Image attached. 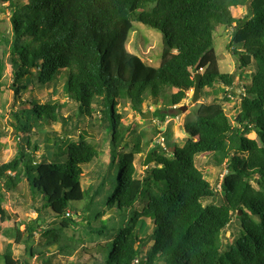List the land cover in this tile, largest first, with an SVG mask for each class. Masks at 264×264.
I'll return each mask as SVG.
<instances>
[{
    "label": "trees",
    "instance_id": "1",
    "mask_svg": "<svg viewBox=\"0 0 264 264\" xmlns=\"http://www.w3.org/2000/svg\"><path fill=\"white\" fill-rule=\"evenodd\" d=\"M2 4H7L12 30L10 38L0 35V92L5 70L19 100L24 90L35 86L55 91L64 75L66 101L76 106L79 116L97 113L93 127L110 142L107 168L96 173L98 183L88 186L83 195L80 167L98 157L97 145L80 134L77 142L57 141L60 145L52 158L60 154L64 160L66 148L63 162L49 161L45 153L33 154L30 151L38 149L34 133L59 122L65 131L66 118L59 103L37 105L29 98L15 107L8 126L15 154L0 163V205L7 206L9 195L24 180L40 209L35 211L36 219L17 221L15 232L6 230L9 245H23L42 234L57 252L70 257L74 243L83 245V241L73 242L64 230L83 226L88 207L97 198V205L105 201L102 209L115 213L145 203L141 213L124 219L128 226L122 225L112 239L92 245L90 254L101 264H264V0H0ZM233 8H244L245 17L235 19ZM133 23L161 33L163 56L174 52L158 68L127 52ZM216 25L231 29L229 49L242 45V51L232 52L240 57L238 70L252 67L250 82L243 84L238 73L202 75L200 92L212 88L217 95L221 83L228 88L222 90L223 103L199 104L195 119L182 125L189 134L183 146L168 145L164 137L162 144L171 148L170 153L153 146V167L138 178L127 154L120 158L117 151L127 147L120 146L126 129L119 125L118 107L143 116V103L150 97L179 106L193 88L192 75L213 46ZM238 107L231 123L229 113ZM170 111L158 109L152 118L163 123L173 118ZM247 132H253L258 141L241 137ZM7 135L0 128V139ZM152 135L146 144L153 143ZM135 151L132 147L128 154ZM209 153V165L220 167L226 162L220 206L213 203L217 192L196 165L200 155ZM116 165L113 184L111 172ZM204 200L208 201L202 205ZM82 201L87 202L82 212L72 208V203ZM12 206L21 211L20 203ZM78 214L82 221L77 223ZM233 217L240 228L224 245ZM141 218L152 224L144 237L136 229ZM43 219L52 224L43 229L46 223H39ZM83 232L91 233L84 228ZM42 254L31 252L30 257Z\"/></svg>",
    "mask_w": 264,
    "mask_h": 264
},
{
    "label": "rangeland",
    "instance_id": "2",
    "mask_svg": "<svg viewBox=\"0 0 264 264\" xmlns=\"http://www.w3.org/2000/svg\"><path fill=\"white\" fill-rule=\"evenodd\" d=\"M232 15L235 19L243 18L246 15L245 9L233 8ZM9 18L10 14L7 4L0 5V35L6 38L11 37L12 29ZM230 34V28L219 25L215 26L213 32V46L200 61V69L196 71L195 74L198 73L202 76L205 75V73H238L243 79V84H248L250 82L249 75L251 74L252 67L242 71L238 70V60L240 57L236 54H233L232 50L235 49L237 52H240L242 51V45H233L232 48L229 49L228 45L230 42ZM126 50L130 54L139 57L146 65L154 68H158L163 63L165 60L164 57L174 53L169 52V54L163 56L164 47L161 33L139 23H133L132 30L126 42ZM2 51L6 52L7 48H2ZM194 75H192V78ZM59 80L61 81V85L55 91L51 92V90H40L35 86L31 91L24 90L21 95V99L19 100V95H14V90L10 89L12 77L10 76L9 72L5 70L3 78L5 86L0 92V128L1 131L7 132L8 135L6 137H1L0 139V163L7 162L15 154V143L12 135L10 134V128H8L9 120L11 118L10 114L11 112L13 113L15 111V107L18 104L20 105V103L24 104V101L29 98L33 99L37 105L59 103L60 109L62 111L61 115L66 118L64 121L66 127L65 131L62 129L61 122H59L57 125H49L48 127L47 125H44L43 128L39 130V132L36 131L33 136V142L38 145V149H33L30 152H33V154L38 156L45 153V156L49 159V161L60 163L66 159V148L63 149L64 160L63 155L60 156V154L58 157H52L58 151V147L60 145L58 142H61V138H64L67 141L77 142L78 135L81 134L86 137L90 143L96 144L98 149V157L91 164L80 167V177L82 184L85 186L83 187V195H85L87 194L88 186H93L96 184V182L98 183L99 178L97 177L96 173L101 172V169L107 168V164L110 161L109 137L107 138L103 132L97 133V130L93 127V125L97 123L99 119L97 113L93 114L91 111L92 117H89L86 114H82V116L78 115L76 106H71V104L66 101V97L64 96L66 86V83L64 84L63 82L64 75L60 76ZM217 87L219 89L217 95H214V90L212 88H205L202 90L200 92V98L198 102L193 105H190L192 90L187 93L185 100H183L177 107L172 106L169 103H165L162 99L150 97L143 103V116H140L122 106L118 107V112L121 117L119 125L123 129H126L124 134L125 137H123L120 146L121 148L124 146L127 147L126 149H118L117 151H119L118 154L120 155V158L127 154L125 156L126 160L132 163L138 178L142 177L146 168L153 167L154 163L152 158H150L147 167H144V162L147 158V155L151 154L150 151L153 146H161L166 149V151H168L167 153H170L168 149L171 148L167 147L165 144H162L164 137L168 138L169 142L171 141L174 145L182 147L189 137V134L183 130L182 125L195 119V108L199 104L213 102L216 104L223 103L222 90L227 92L228 88L222 85V83ZM234 102L236 105L239 104L238 99H234ZM181 106H185L186 111L181 113L178 119L171 117L165 120V122L160 123L159 120L152 118V113L158 109L168 108L173 110ZM229 106L230 104H227L224 108L227 110L229 109ZM238 112L239 107L229 113V120L231 123H233ZM149 113L151 114V117H148ZM154 129L157 131L153 132ZM151 134H153V143L146 144V140ZM241 135V137H247L248 139H254L258 141L253 132H247L246 134ZM258 144L260 145L259 142ZM132 147H135V150L138 151H135L133 154H128ZM211 155L212 154L210 153L200 155L196 160V165L203 174L204 179L217 192L215 198L212 199L213 203H215L217 206H220L224 203V195L220 186L226 173V162L224 161L220 167L209 165L208 163L212 157ZM111 173L113 176L110 182L115 184V177L118 174L117 165L114 167V170ZM21 184L25 187L23 189H16V192L14 193V199L8 197L7 206L0 205V264H39V258L36 259V257H34L30 259L31 252H43L44 257L46 258L44 259L46 264H92L90 254L94 250L92 245L97 247L98 245L108 242L111 237H114V235L117 233V230L122 225L124 227L128 226L127 222L123 224L124 219L130 218L135 212L141 213L145 205L144 202H139L134 206V208L127 212L122 210L118 212L116 211L115 213L114 209H102L105 207V201L103 204H101L103 206L102 207L97 205V198H94L92 202L93 204L88 207L86 212L85 221L82 224L83 226L75 228L70 226L69 229L64 230L65 235L72 237L73 242H76L77 240L83 241V245L74 243V252H71L70 257L67 255L64 257L63 254L57 252V247H51L47 241V238L42 234H35L33 239L29 240L28 243L23 245H9V240L4 237V233L7 229H11L12 233L15 232L13 230V226L17 223V221L28 222L29 219H36L37 215L35 211L40 209V203L33 197L31 198L30 191L24 180L21 182ZM251 184L254 186L255 182H252ZM23 199L25 202L22 204L21 211L19 212L12 205L18 203V200ZM207 201L208 200H204L201 202V204L205 205ZM86 204V201H82L72 203L71 206L73 209L82 212L84 207L87 208ZM27 207L29 210H26ZM98 211H100L99 217L96 216ZM78 215L74 217L77 223L82 221L81 215ZM238 215H241V213ZM110 217H112V219L108 221L107 219ZM44 222L47 223L44 228H47L49 224H52V221H48L47 219L46 221L44 220ZM113 225L115 229H111ZM22 227L23 226H20L19 230H21ZM83 228L87 231H91V233H84ZM239 228L240 224L237 218L233 217L231 223L226 228L227 231L225 233L224 245H227L231 241L233 232L235 233V229ZM136 229L139 235L144 237L151 231L152 224L148 219L141 218L137 222ZM83 247L87 250L88 256L86 257H84L82 254L85 252ZM105 248L106 247L103 246V249ZM107 248L109 250L108 245ZM49 252L53 255L49 256Z\"/></svg>",
    "mask_w": 264,
    "mask_h": 264
},
{
    "label": "water",
    "instance_id": "3",
    "mask_svg": "<svg viewBox=\"0 0 264 264\" xmlns=\"http://www.w3.org/2000/svg\"><path fill=\"white\" fill-rule=\"evenodd\" d=\"M194 84H193V88H192V95H191V99H190V105L196 104L200 98V81H201V75L200 74H195L194 75ZM186 111V107L185 106H181L178 108H175L173 110L170 111V115H172L173 117H175L176 119L179 118V116L181 115V113ZM148 117H151V114H148ZM151 158V154L147 155V158L144 162V167H147L148 162L150 161ZM241 213V212H239Z\"/></svg>",
    "mask_w": 264,
    "mask_h": 264
},
{
    "label": "crops",
    "instance_id": "4",
    "mask_svg": "<svg viewBox=\"0 0 264 264\" xmlns=\"http://www.w3.org/2000/svg\"><path fill=\"white\" fill-rule=\"evenodd\" d=\"M162 141H163V140H162ZM167 143H168V145H173L171 141H170V142H167ZM182 146H183V145H182ZM24 187H25V186H23L22 184H20V185L17 187V189H18V188H22V189H23ZM15 192H16V190L13 192V194H12L11 196L9 195V197L14 199V193H15ZM15 202H16V201H15ZM24 202H25L24 199H23V200H18V203H20L21 205L24 204ZM40 220H41V219H40ZM44 220L46 221V219H43L42 221H39V223L44 222ZM46 224H47V223H46ZM46 224L43 225V229H45L44 226H46ZM73 228H75V226H73ZM42 253H43V252H42ZM52 255H53V254L49 252V256H52ZM83 255H84V254H83ZM54 256H55V254H54ZM86 256H87V255H84V257H86ZM34 257H36V259L39 258V264H43V263L46 264L45 261H44V259H46V258L44 257V253H43L41 256H37V255L31 256L30 259H31V258H34ZM96 258H97V257H96ZM91 259H92V264H101L100 262L95 261V260L92 258V256H91Z\"/></svg>",
    "mask_w": 264,
    "mask_h": 264
},
{
    "label": "built area",
    "instance_id": "5",
    "mask_svg": "<svg viewBox=\"0 0 264 264\" xmlns=\"http://www.w3.org/2000/svg\"><path fill=\"white\" fill-rule=\"evenodd\" d=\"M230 101L234 102V99L231 98L230 96L227 97ZM235 103V102H234ZM135 263H138V260L135 261Z\"/></svg>",
    "mask_w": 264,
    "mask_h": 264
}]
</instances>
